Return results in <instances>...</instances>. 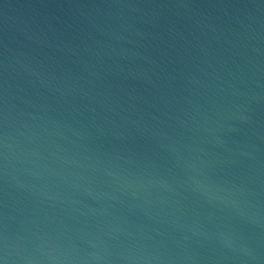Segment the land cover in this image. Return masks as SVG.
I'll list each match as a JSON object with an SVG mask.
<instances>
[{
    "label": "water",
    "instance_id": "95a60500",
    "mask_svg": "<svg viewBox=\"0 0 264 264\" xmlns=\"http://www.w3.org/2000/svg\"><path fill=\"white\" fill-rule=\"evenodd\" d=\"M0 264H264V0H0Z\"/></svg>",
    "mask_w": 264,
    "mask_h": 264
}]
</instances>
